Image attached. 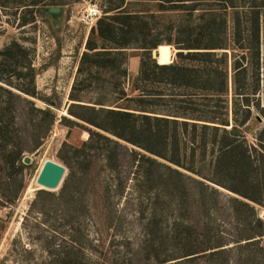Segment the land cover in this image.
Returning a JSON list of instances; mask_svg holds the SVG:
<instances>
[{
	"label": "rangeland",
	"instance_id": "1",
	"mask_svg": "<svg viewBox=\"0 0 264 264\" xmlns=\"http://www.w3.org/2000/svg\"><path fill=\"white\" fill-rule=\"evenodd\" d=\"M164 1L0 0V74L12 85L34 92L35 96L24 94L4 82L0 84L33 101L37 108H49L55 115L53 124L38 143L35 128L39 130L41 126L45 130L47 121L42 114L32 111L26 101L14 106L17 110L15 125H8L6 131L5 127L0 129V138H4L6 146L3 148L0 143V264H176L177 261H181L179 264H232L234 254L231 251L211 258L207 255L208 249L217 242L231 246L236 240L254 235L251 228L243 224L244 219L250 218V213L241 208L236 213L232 206L231 198H241L214 184L206 182L218 192L206 194L207 206H202L200 188L194 181L187 182L190 185L184 189L185 193L178 191L174 197V203L179 205L168 204L170 197L157 190L161 179L153 165L145 166L151 173L146 176L148 180L141 176L134 179V150L144 152L123 140L118 139L130 151L121 157V165L116 171L105 172L97 165L89 178L82 179L78 166L64 159L62 144L69 131L68 122L75 119L68 111L72 103L94 106L95 109L120 107L123 102L118 92L121 89L128 97L141 94L135 90L140 85L136 78L146 56L137 49L127 51L125 76L117 73V67L105 72L94 69L93 65H83V72L78 73L81 56L87 51L90 30L99 18L105 16L110 3H123L128 12L153 15L150 19L152 30L145 37L146 42H171L158 46L160 55L157 60L149 55L150 60L158 64L177 60L176 42L189 39L203 46L216 42V39H210L206 26L217 13L210 15L204 10L218 11L220 1L224 0H198L201 9L192 15L187 10H172ZM233 1L264 4V0ZM52 7L60 11L51 13L49 9ZM91 8L99 9L97 19L88 17ZM231 12H226L227 30L219 39L227 49L214 51L217 55L227 52L232 119L234 59L248 68L246 74L237 77L238 85L249 88L251 93L258 77L256 97L264 104V38L261 33L257 49L256 37L250 38L244 49L240 48L232 30ZM219 16L214 18L217 24ZM13 42L25 48L24 56L13 54L6 58L2 54L3 49ZM75 82L74 95L80 100L77 102L69 97ZM139 87L145 91L146 100H151L149 106L155 108H161L162 102L158 98L162 94L168 98L177 94L170 87L162 91L152 82ZM252 97L251 104L255 102ZM0 102H4L2 93ZM73 110L89 117L80 108ZM261 124L255 122L251 125L253 131L246 133L248 142L254 141ZM89 137L86 133L84 140ZM12 147L21 151V160H14L8 152ZM25 157L29 158L28 164L23 162ZM46 160L66 169L59 187L54 190L42 189L36 183ZM203 172L209 176L207 168ZM94 174L99 177L96 179ZM66 189L69 192L64 195ZM256 208L264 220V207ZM175 228L176 232L171 236ZM74 230L79 234L75 235Z\"/></svg>",
	"mask_w": 264,
	"mask_h": 264
},
{
	"label": "trees",
	"instance_id": "2",
	"mask_svg": "<svg viewBox=\"0 0 264 264\" xmlns=\"http://www.w3.org/2000/svg\"><path fill=\"white\" fill-rule=\"evenodd\" d=\"M164 3L172 10H187L189 15L201 9L198 0H165ZM219 5L218 11L204 10L209 11L210 15L217 13L213 18L210 17L212 21L206 26V30L209 28L210 31V39H216V42L208 46L189 39L176 42L179 50L176 53L177 60L169 64H158L150 60V50L160 44H171V42L162 40L146 42L145 37L152 30L150 19L153 15L144 16L141 13L128 12L124 10L123 3H110L104 12L105 16L99 18L90 30L86 43L87 51L81 56L78 73L83 72V65H93L94 69L105 72L117 67V73L125 76L127 51L137 49L146 56V59L140 63L139 76L136 78L140 85H148L152 82L162 91L170 87L177 94L169 98L162 94L158 98L161 99L158 101L162 102L161 108H155L152 104L149 106L151 100H146L145 91L141 90L140 85L135 90L138 89L141 94L132 97H128L122 89L118 92L123 102L120 107L109 105L112 108L95 109L94 106L72 103L68 111L75 119L68 122L69 131L66 141L62 144V150L66 155L64 156L66 162L73 161L82 172L83 179L89 178L97 165H100L105 172L118 170L121 157L124 158L130 151L118 139L140 148L144 153L134 150L136 157H134L132 176L134 179L141 176L144 180H148L146 176L151 173L145 166L153 165L161 179V185L157 190L168 195L170 197L168 204L174 207L179 205L174 203V197L178 191L184 192V189L190 185L187 182L190 181L196 182L198 189L200 188L202 206L208 205L205 203L207 193L211 195L218 193L208 183L238 195L241 199L231 198L232 206L236 213H239V208L250 213V218L244 219L243 224L251 228L254 235L236 240L231 246L217 242L216 246L208 249L207 255L216 258L231 251L234 254L232 264H264V220L259 216L256 208L264 207V104L259 97H256L258 77L251 87V93L248 92L249 88L240 87L237 77L246 74L248 68L240 64L239 60H233L234 97L231 119L227 52L217 55L214 51L227 49L226 44L219 39L227 30L225 16L228 10L232 11V30L236 43L244 49L246 42L256 37L257 49L261 33L264 38V4L224 0L220 1ZM106 13L111 14L106 15ZM217 15H220L218 24L214 19ZM2 54L6 58L13 54L24 56L25 48L13 42L3 49ZM152 76L154 79L151 78ZM5 79L0 74V82L15 86L24 94L35 96L34 92L12 85L10 80ZM76 86L75 82L69 97L77 102L80 100L74 95ZM122 86L123 83L121 88ZM0 93L4 98V102H0V129L5 127L6 131L8 125H15L17 110L14 106L26 101L28 103L26 105L32 111L42 114L47 121L45 130L41 126L39 130L35 128V139L37 138L38 143L55 120L53 112L49 108H37L33 101L23 98L1 84ZM251 96H254L253 104H251ZM98 104L104 105V103ZM75 107L84 110L89 117L74 111ZM253 111H256L255 114ZM1 119H4L2 121L4 124ZM255 122L260 124L262 122L261 128L255 132L254 141L248 142L246 133L253 131L251 125ZM86 133H89L90 137L84 140ZM3 142L4 138H0V143L5 148ZM12 148L8 152L14 160H21V151L16 147ZM206 168L209 176L203 172ZM187 172L197 175L200 179L193 178ZM98 173H102V170ZM94 176L96 179L99 177L95 174ZM137 187L135 186V189ZM82 189L85 187L79 190ZM68 192L66 189L63 194ZM74 231L76 235L78 232ZM175 232L176 228L172 229L171 236ZM180 262L177 261L176 264Z\"/></svg>",
	"mask_w": 264,
	"mask_h": 264
},
{
	"label": "water",
	"instance_id": "3",
	"mask_svg": "<svg viewBox=\"0 0 264 264\" xmlns=\"http://www.w3.org/2000/svg\"><path fill=\"white\" fill-rule=\"evenodd\" d=\"M51 13H57L60 11L59 8L52 7L49 9ZM150 55L153 60H157L159 57V51L158 47L155 49L150 50ZM23 162L25 164L29 163V158L25 157ZM65 167L52 161V160H46L42 167L40 168V171L36 177V183L38 186H40L42 189L46 190H54L57 189L62 181V178L65 173Z\"/></svg>",
	"mask_w": 264,
	"mask_h": 264
},
{
	"label": "built area",
	"instance_id": "4",
	"mask_svg": "<svg viewBox=\"0 0 264 264\" xmlns=\"http://www.w3.org/2000/svg\"><path fill=\"white\" fill-rule=\"evenodd\" d=\"M100 14V11H99V9H97V8H91V9H89V11H88V17L90 18V19H97V17H98V15Z\"/></svg>",
	"mask_w": 264,
	"mask_h": 264
}]
</instances>
